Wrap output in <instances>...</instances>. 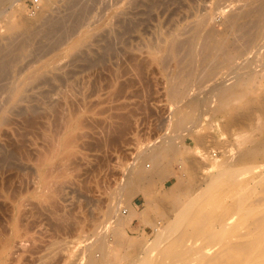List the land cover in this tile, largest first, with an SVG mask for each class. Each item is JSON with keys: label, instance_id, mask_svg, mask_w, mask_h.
Masks as SVG:
<instances>
[{"label": "rangeland", "instance_id": "obj_1", "mask_svg": "<svg viewBox=\"0 0 264 264\" xmlns=\"http://www.w3.org/2000/svg\"><path fill=\"white\" fill-rule=\"evenodd\" d=\"M216 1L77 0L73 10L84 8L85 15L81 18L96 23L79 32L77 28L82 21L79 19L80 21H76L75 27L68 33L59 36V40L57 34H52L48 38L37 37V40L36 37L33 38L31 45V49L35 46L33 52L20 57L17 65L23 64L33 55V58L40 56L41 59H45L46 65L43 67V74L34 83L27 85L28 90L19 92V95L26 94L25 96L29 98L46 89L45 98L48 104L55 102L56 99L60 101L57 100L58 102L56 101L50 108L44 106V109L39 106L33 115L35 120H39L36 123L29 121L30 112L22 107L23 101L18 106L10 108L11 112L6 111L5 118L8 119H4L3 122L0 120V194H2L0 195V264H87L88 259L93 256L100 261V264H132L140 258L145 243L153 238L156 230L154 223L161 221L170 225L177 218L175 215H178L181 205L186 203L195 192H201L209 178L208 174H212L217 169L216 166H208L209 163L215 159H222L227 150L234 154L247 143L249 138L254 137L252 123L256 116H264V79L255 84L252 90L239 96L240 99L233 97L225 108L215 111L217 99L207 85L218 82L231 71V68L234 71L235 61L223 64L217 73L209 74L207 79L200 78V74L196 75L189 81L184 97L174 98L169 94V86L181 76L178 67L173 61L162 62L161 59H154L148 54L152 48L148 42L155 43L160 31L164 33L179 21L181 23L193 20L195 16L192 12L195 10L192 9L196 6L201 8L205 5L210 6L204 27L220 29L223 14L221 15L219 9L214 7ZM218 1L220 6H223L229 0ZM65 2L66 0H41L39 4L33 5L31 0L13 1L6 16L0 18L1 52L19 49L23 39V30L19 27L21 22L30 25L31 28H41L46 18L61 16L67 12ZM190 3L193 4V8L189 7ZM11 24L14 27L10 28ZM106 39L107 42L113 43L114 51L111 52L104 47L107 44ZM52 42L53 45H49ZM14 43H18L16 44L18 47ZM56 44L58 46L54 48ZM146 49L148 51H144ZM118 50L120 53L117 54ZM121 53L125 56V62ZM132 53L138 54L136 58L132 59ZM98 54H103L104 57L101 58L103 62ZM261 54L248 56L251 63L248 60L247 63L242 61L240 66L243 69L255 67L264 60ZM127 55L130 56V60L126 59ZM88 59L92 60L90 61L92 63ZM128 61L133 62L131 65L134 67L131 66V70L128 68L127 71L126 67H130ZM137 62L144 65L140 67L142 72L144 71L141 74L140 69L139 73L135 70L136 67L139 68ZM79 63L83 65L78 66ZM84 64L88 66L84 67ZM121 67L126 68L123 73ZM107 74L108 79L105 76ZM92 77H95L93 81ZM2 78L4 79H0V85L9 79ZM61 79L63 82L60 81ZM119 84L123 88L118 87ZM66 90L68 93L73 92L72 96L78 100L70 96ZM56 94L59 97H56ZM258 97L261 98L259 102L261 105L257 102ZM190 100L196 101L195 106L188 103ZM200 101L201 105H199ZM63 103L66 105L65 108ZM52 107L59 111L55 112ZM177 107H182L184 110L177 112ZM37 111L41 113H37L39 117L36 115ZM182 111H189L193 116L177 124L176 117ZM19 112L24 116L22 117ZM45 112L50 113L45 114ZM197 112H200V116ZM121 113H125L124 116ZM127 113L129 118L126 116ZM53 114L58 116L55 118ZM122 117L126 123L130 120L129 124L127 123L129 127H125L127 124ZM119 120L121 124H126L123 125L126 129L122 128L125 131L121 136H119L120 131L119 133L118 130L115 131V127L121 125L118 124ZM69 124H71L70 130ZM185 127L188 130H185ZM163 132L168 137L172 135L170 138L173 145L180 149L179 154L172 153L171 156L164 158L167 172L153 174L150 181H143L140 187L131 193L125 191L126 186L120 189L119 180L122 183L124 174H131L128 166L134 161V167L142 166L149 157L144 155L141 149L147 146L148 148L144 150L149 152L152 144L148 142L152 143L157 139L160 140L156 143L161 142ZM238 134L244 135L238 139ZM9 152H12V155ZM179 160L183 161L182 167L178 165ZM149 162L150 159L147 160V163ZM188 164L191 167L188 168ZM212 190L209 193L205 192L209 198L203 191L201 192L203 196L200 202L197 199V203L194 204L199 203V205L193 206V209H190L191 213L188 211V216H185L187 219L179 224L178 229H183L192 223L197 224L199 220L201 223V219H204L202 222H206L207 213L218 209L220 191L216 188ZM118 195L120 198L115 199ZM129 204L134 207L129 222L115 225L117 217L128 213ZM116 205L118 210L114 211ZM158 257L162 261L161 264H168L167 259H170V254L163 253Z\"/></svg>", "mask_w": 264, "mask_h": 264}, {"label": "bare ground", "instance_id": "obj_2", "mask_svg": "<svg viewBox=\"0 0 264 264\" xmlns=\"http://www.w3.org/2000/svg\"><path fill=\"white\" fill-rule=\"evenodd\" d=\"M13 1H18V0H5V1L0 0V18L6 16L5 14L7 13L8 8H10L12 6ZM76 1L77 0H66L65 3L67 4V8H68L67 12L61 16L57 15V17L46 18L44 21V26L42 25L43 27H41V28H38V27H36V28L32 27L31 28L30 25L27 26L21 22V25L19 27H21L23 30V32H22L23 33V36H22L23 39L21 38L22 42L19 45V49L11 50V51L6 52V53H4L5 50H3V53H2L1 52L2 47L0 46V79H4L2 77H8L9 78L6 83L3 81L4 84L2 82L1 83L2 85H0V120H2L1 122L5 121L7 118V117L5 118L6 111L15 105L18 106V104L21 101H23V105H24L22 107H24L25 110H27V112H30L29 113L30 116H29V118L28 117L27 118L31 122L35 121L34 123L39 121V120L34 119L35 116L33 117V115L35 114V110H37V108L39 106H42L43 108H44V106L45 107L48 106L50 108V106L55 105L57 100L60 101L59 99H56V101L53 102L54 104L53 103L48 104V102L45 98L46 92H47L46 89H42L39 93H36V94L30 96L29 98L27 96H25L26 95L25 93H24L25 95H21V94L19 95V92H22L23 90L25 91L28 88V87H26L27 85L29 86L30 84L34 83V81L37 80L43 74V67L46 65V60L41 59L40 56H38L37 58H33L34 57V55H33V57H30L28 60L26 59L23 62V64L20 63L17 65V61L20 60V57H24V56L28 55V52H31V53L33 52L32 50L35 48V46L33 49H31L32 48L31 45H32V41H33L34 37H36V40H37V37H39V38L47 37L48 38V36H50L52 34H57L58 35L57 40H59V36H61L63 33H65V34L68 33L69 30H71L73 27H75L74 24L77 23L76 21H80L79 19H82L80 26H78V24H77V26H78L77 31H79V32L82 29L89 28L92 24L96 23V22H90V20H87L84 17L81 18L82 15H85L84 11H83L84 8L82 9V7H81V9L77 10V11L73 10L74 5L77 4ZM233 1H236V3H232ZM192 5L193 4L190 3L189 7L193 8ZM214 5H215L214 6L215 8L219 9L218 10L219 13L221 15L223 14V19L221 22V28L220 29H214L211 27H206V28L204 27V25L207 21V16H208V12H209L208 10L210 9L209 8L210 6L205 5V6H202V8H201V6L200 7L196 6L194 9H192V10H195L192 12V13H194L193 15L195 16L193 20L185 21V22H181V23H180V21L179 22L177 21L178 22V23L176 22L177 24H175L172 28L165 30L164 33H162L159 30L160 33H162V34L159 33L160 36L157 37L156 42L153 39L152 40L155 43L151 44L148 42V45L152 46L151 50L148 51L146 49L144 51H148V54L152 58H154V59L159 58L162 60V62L167 63V61H173L175 63V65L178 67V73H180L181 76H180L179 80L173 82L169 86V94L174 98L184 97L187 86L189 85V81L192 80L193 78H195L196 75L200 74V76H201L200 78L206 77V79H207V76L209 74L214 75V73H217L218 69L221 68V66L223 64H227V63L230 64L231 62L235 61L236 64H234V67H233V68H235L234 71L232 70V68L230 66L231 71L229 73H227L226 76H224L220 80L217 79L218 82L215 80L216 82L213 83V85L210 84L211 86L206 84L208 86V88L210 87L209 88V89H211L210 91L215 94V98L217 99V103L214 107V110L219 111L228 105L231 98L244 95L249 90H252V87L255 84H257L259 81L264 79V60L262 62L258 63L257 65H255V67L250 68L251 70L250 69H243L240 66V64H242V61H246V63H247V60H248L251 63V60H249L250 58H248V56L250 57L252 54H254L253 55V57H254L255 55H260L264 51V0H229L228 3L223 5V6H220L219 1L217 0L216 4H214ZM201 9H202V11H201ZM87 14H88V11H87ZM189 14H191V13H189ZM48 15H50V13ZM184 19H186V18H184ZM120 21H119V23H121ZM9 27L12 28V27H14V25L11 24ZM170 27H171V25H170ZM119 35H120V32H119ZM12 38H11V41H12ZM110 38H112V37H110ZM60 39H62V37ZM55 42H57V41L55 40ZM106 42H107V39H106ZM116 42H117V40H116ZM53 43L54 42H52V44H49V45H53ZM16 44H18V43H14L15 46H16ZM112 44L113 43L111 41H108L104 47H106V49H108L112 52V51H114V47ZM57 46L58 45L56 44L54 46V48H56ZM16 47H18V45ZM137 48L139 49V46H137ZM116 49H118V47ZM119 50H118L117 54L120 53ZM141 51H142V49H141ZM101 52H103V51H101ZM110 54L112 55V53H110ZM102 55L98 54V56H101L99 58L100 60L102 57H104ZM121 55H123V59H124V57H125L124 54L121 53ZM136 55H138V54L132 53V56H131L132 59L136 58ZM127 56H128V58H126V59L130 60V56L129 55H127ZM142 56L144 57L145 55H142ZM262 56L264 57V53ZM78 57H80V56H78ZM84 57H85V55H84ZM253 57H251V58H253ZM63 58H65V57H63ZM96 58H98V57H96ZM96 58H93V59L97 60ZM59 60H61V59H59ZM119 60H120V57H119ZM90 61H92V60H89V62ZM120 61L122 63V59ZM125 61L126 60L124 59V62ZM139 61L141 62L140 59H139ZM146 61H147V59H146ZM93 62H94V60H93ZM96 62L97 61H95V63ZM111 62L114 64L113 61H111ZM144 62H145V60H144ZM148 62L149 61H147V63ZM90 63H92V62H90ZM132 63L133 62L129 63V61H128V65L130 64L129 65L130 67H128L127 65H126L127 67L125 66L127 68V71L129 70L128 68H130V70H131V66H133V65H131ZM139 63L137 62V64L139 65V68H137L136 66H135L136 69L133 68L134 66L132 67L133 69L137 70V72L141 66L142 67L144 66V65H141V63L140 64ZM80 64L81 63H79L78 66L83 65V64L82 65H80ZM86 64H84V67L86 66ZM142 64H144V63H142ZM97 65H96V67H97ZM102 65H103V67H106L105 64H102ZM119 65L121 66V64H119ZM163 65H165V64L163 63ZM125 67H121V68H123L122 73H123V70L126 69ZM247 68H249V66ZM32 69H33V71H31ZM228 69H227V71H228ZM109 70H110V68H109ZM169 70H170V68H169ZM28 72H29V74H27ZM72 72H73V70H72ZM99 72L101 73L100 68H99ZM112 72L113 71H111V73ZM139 72L141 74L144 71L142 72V70L140 69ZM134 73H135V71H134ZM104 74H106V73H104ZM124 74H125V72H124ZM135 74L137 75V73H135ZM105 76H107V79L109 78L108 74ZM93 78H95V77H92V79H91L92 81H93ZM231 78H233V79H231ZM85 79H87V78H85ZM228 79H231V81L226 82ZM44 80L46 81V78H44ZM91 80H89V81H91ZM96 80L98 81L99 79H96ZM106 80H104L105 83H106ZM60 81H62V79ZM121 83H123V82H121ZM97 84H98V82H97ZM110 84H112V81ZM66 85H68V84L66 83ZM206 85H204L205 88H207ZM121 86L122 85H120L118 87L123 88ZM118 87H116V88H118ZM208 88H207V90H209ZM93 89H95V87H93ZM204 89L202 88V90H204ZM206 91H203V92L206 93ZM210 91H207V92H210ZM37 92H38V90H37ZM66 92L68 93V90H66ZM69 93L68 94L70 96H72L73 92L71 93L69 91ZM197 93H198V91H197ZM199 93H200V91H199ZM205 93H204V95H205ZM191 94H192V92L190 93V96H191ZM194 94H196V91ZM69 95H67V97ZM199 95H201V94H199ZM259 96H260V94H259ZM56 97H59V96L57 95ZM72 97H71V99H73L75 96L73 98ZM248 98H250V97H248ZM261 98H263V97H261ZM261 98L258 97V99H259V101L257 100L258 103L260 102ZM76 99L78 100V98H76ZM239 99H240V97H239ZM77 100H75V101L77 102ZM209 100H210V98H209ZM237 100H238V98H237ZM67 101H69V98ZM182 101H184V100H182ZM201 101L199 102V105H201V103H202ZM61 102H63V101L61 100ZM188 103L190 105L195 106L196 101L190 100ZM252 103H254V102H252ZM258 103H256V105ZM63 104L65 105V103H63ZM69 104H70V101H69ZM73 104L75 106L76 103L74 102ZM249 104H251V103H249ZM65 107H66V105L64 106V108ZM256 107H258V106H256ZM233 108L234 107H232V110H234ZM254 108H255V106H254ZM52 109H53V107H52ZM52 109H50V110H52ZM55 109H57V108H55ZM55 109H53V110H55ZM181 110H184V109L182 107H180V108L177 107L176 111L178 112ZM240 110H241V108H240ZM9 111L11 112V110H9ZM58 111L55 110V112H58ZM64 111H66V109ZM75 111H76V109H75ZM198 111H200V108ZM38 112H39V114H41L40 111H37L36 115H38L37 114ZM257 112L258 111L256 109V113ZM46 113L49 114L50 112H45V114ZM60 113H62V112L60 111ZM199 113L197 115L200 116ZM19 114H22V113L19 112ZM121 114H122V116H124L125 113L124 114L121 113ZM248 114L250 115V113H248ZM53 115H55V118H56V116H58V114L57 115L53 114ZM191 115H192V113L189 111L188 112L182 111V112H180V114L177 115L175 123L180 124L181 122L191 118L193 116V115L192 116ZM257 115H259V113H257ZM17 116H18V114H17ZM21 116L23 117L24 115L22 114ZM26 116H28V113L26 114ZM26 116L24 118H26ZM65 116H66V114H65ZM126 116L128 117V113L126 114ZM38 117H39V115H38ZM47 117H49V116H47ZM119 117L121 118V115ZM127 117H125L126 120H128V118H129V117L128 118ZM24 118H22V120ZM55 118H54V120H55ZM59 118H61V117H59ZM122 118H123V121H125L124 117H122ZM62 119H63V117H62ZM17 120H19V119H17ZM65 120H67V117L65 118ZM15 121H16V118H15ZM60 121H61L60 123L62 125V120L60 119ZM31 122H28V123H31ZM57 122H59V121L57 120ZM119 122H120V120H119ZM128 122H130V120L127 121V123ZM192 122H194V120H192ZM223 122H224V120H223ZM54 123H56V122H54ZM121 123L122 122H120L118 124H121ZM125 123H126V121H125ZM124 124H121L120 127H115L116 128L115 131L118 130L117 131L118 133L120 131L119 136H121L122 132L125 131V130H123L125 127H127V126L129 127V125H128L129 123L127 125L125 124L126 126ZM29 125H31V124H29ZM70 127H71V124H69L68 129ZM187 127L189 128V126H187ZM251 128L255 132V134L253 135L254 137L249 138L247 143L244 144L242 146V148H240L234 154L230 153V150H227L225 156L222 159H219V160L215 159L211 163H209L208 166H211V167L216 166L217 169L212 174H210V175L208 174L209 178L207 177L208 180H206V185L203 186L202 190H200L201 188L198 189L201 192L203 191L204 194H206L207 192L209 193V192L213 191L212 189H214V188L218 189L220 191V195H219L220 196V203L218 204V209L214 210L212 213L206 212L208 214L206 222H204V221L202 222V220H204V219H201V223H199L200 220L198 218L197 220H199V221L197 222V224L192 223L190 225H186L183 229H178V228H180V227H178V226H180L179 224H181V222L184 219L185 220L187 219V218H185V216L187 214H189L188 211L191 213L190 209L191 208L193 209V206L197 207V205H199V203L197 205H194L195 203H197V199H199V202H200V199L203 196L201 194V192H199V193L193 192L194 193L193 196H190V198H188V200L186 199L187 200L186 203L185 202L183 203L184 206L181 205V208H179L180 210L178 211V215H175V217H177V218L175 219V221L173 220L174 221L173 223H171L170 225L168 223L167 224H165L163 222L161 223V221L160 222L156 221V223H154L156 230H155V234H154L153 238L150 239L147 243H145V245H144L145 247H144L143 253L141 254L140 258H138L132 264H161L162 261L160 260L158 255L163 254V253H169L170 254V259H167V262L169 260L168 264H264V116H260V117L256 116V119L252 123ZM184 129L188 130V129H186V127ZM13 130H16V129L13 128ZM185 130H183V131H185ZM57 131H59V130H57ZM164 132H166V131H164ZM164 132L162 133L163 136L161 137L162 138L161 142L156 143V141H158L160 139H157V140L153 141L152 143L148 142V144H152L150 146L151 150L149 152L145 151L146 149L144 150V148H146L147 146L146 147L142 146L143 149H141V150L143 151L144 155L149 157L148 159H150L151 162L147 163V160H148L147 159L143 162V165L139 166V167H134L135 161L132 162L131 165L128 166L129 170L131 171V174L128 175L125 173L126 175L124 174L123 179H122V183L119 180V182H120L119 184H121V187H119V185H118V187L120 189H124V186H126L125 191L127 193H131L136 188L140 187V184L143 181L144 182L150 181L153 174H156V173H162L163 174V173L167 172V169L165 168L164 158H166L167 156H171L170 154H172V153H173V155L179 154L180 149L177 148V146L173 145L172 140L170 138L172 135L169 134L171 136L168 137V136H166V134ZM118 133H117V135H118ZM56 134H58V133L56 132ZM21 135H23V134H21ZM243 135L244 134H242V135L238 134V139ZM159 136H161V134ZM23 137H25V136H23ZM18 140H19V138H18ZM23 141H20V142H23ZM148 141H150V140H148ZM236 142L237 141L235 140V143ZM23 144H24V142H23ZM17 145H18V143H17ZM25 150H26V148H25ZM139 152H141V151H139ZM9 153L11 154L12 152H9ZM22 153L24 154V152H22ZM178 159H180V157ZM186 161H187V159H186ZM182 164H183V161L179 160L178 161L179 167H182ZM144 166H148L149 168H145ZM187 166H188V168L191 167L190 164H188ZM192 168H193V166H192ZM123 170H125V169H123ZM126 170L129 171L128 169H126ZM201 187H202V185H201ZM115 191H117V189ZM180 191H181V189H180ZM119 192H121V190ZM115 194H116V192H115ZM145 194H146V192H145ZM0 195H2V194H0ZM205 196L207 197L208 195L206 194ZM119 198H120L119 195H118V198L115 197V199H119ZM208 198H209V196H208ZM205 200L208 201V199H206V198H205ZM210 200H212V199H210ZM202 201H203V199H202ZM115 202H117V201L115 200ZM146 202H147V197H146ZM116 204L118 205V203H116ZM117 205H116V208L114 209V211L117 209ZM196 207H194V209ZM199 208H200V206H199ZM105 211H106V209H105ZM133 212H134V207H133V205L129 204L128 213L124 216L117 217L115 220V225L119 226L122 223L129 222ZM199 212H200V210H199ZM174 213H172V214H174ZM204 215H206V214H204ZM201 216H203V215H201ZM122 221H125V222H122ZM109 222H110V219H109ZM187 222H188V220H187ZM103 224H104V222H103ZM170 230H172V232ZM174 230H175V233H174ZM94 231H96V230H94ZM97 236L99 237L100 235L98 234ZM8 242H9V240H7V243ZM129 260H131V259L129 258ZM128 262H130V261H128ZM87 264H100V261L93 256V257H90L88 259Z\"/></svg>", "mask_w": 264, "mask_h": 264}, {"label": "built area", "instance_id": "obj_3", "mask_svg": "<svg viewBox=\"0 0 264 264\" xmlns=\"http://www.w3.org/2000/svg\"><path fill=\"white\" fill-rule=\"evenodd\" d=\"M33 5H37L41 2V0H31Z\"/></svg>", "mask_w": 264, "mask_h": 264}]
</instances>
